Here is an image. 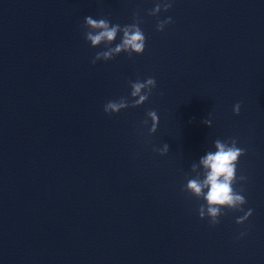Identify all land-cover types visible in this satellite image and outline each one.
<instances>
[{
	"label": "water",
	"instance_id": "obj_1",
	"mask_svg": "<svg viewBox=\"0 0 264 264\" xmlns=\"http://www.w3.org/2000/svg\"><path fill=\"white\" fill-rule=\"evenodd\" d=\"M156 2L0 0V264H264V0H173L149 16ZM137 12L143 54L93 65L104 45L86 42L84 18ZM148 77L144 105L105 115ZM230 138L253 215L237 225L225 209L212 226L181 187Z\"/></svg>",
	"mask_w": 264,
	"mask_h": 264
},
{
	"label": "clouds",
	"instance_id": "obj_2",
	"mask_svg": "<svg viewBox=\"0 0 264 264\" xmlns=\"http://www.w3.org/2000/svg\"><path fill=\"white\" fill-rule=\"evenodd\" d=\"M173 7V0H157L154 7L149 10L148 15L158 17L161 12H169ZM139 13L133 14V23L121 26L120 24H112L107 18H93L86 16L82 25L84 36L92 48L104 45V49L99 51L93 57L91 63L95 65L98 61H111L121 53L127 54L131 59L133 55H142L145 51L146 37L140 24ZM173 23L169 16L164 20L157 19L156 31L163 32L167 25ZM120 37V42L113 43ZM131 88L129 101L126 97L118 100H109L104 104L103 111L105 115H117L123 110L129 108H138L144 105L156 88V80L154 77H148L141 81L140 79L130 82ZM241 105L236 103L233 106V114H240ZM147 119L142 123L148 125L151 121L149 135L157 132L159 125V117L155 110H149ZM207 127H212L211 119L202 121ZM237 140L230 138L228 140L216 139L213 142L215 151L208 150L199 162L191 164L192 175L187 178V182L181 187V191L194 197L197 201H203L198 207V216L201 220L208 219L212 226H216L220 222V217L225 214L224 210L242 212L243 215L236 219L237 225H243L252 215L253 209L249 208L244 211V205L247 200L244 196V188L237 190L234 186L239 182H246V177L240 175L237 177V164L245 150L237 146ZM159 155L164 156L169 152V146L163 144L162 148L156 149ZM244 233H241V237Z\"/></svg>",
	"mask_w": 264,
	"mask_h": 264
}]
</instances>
